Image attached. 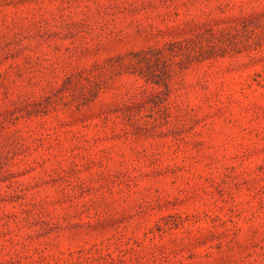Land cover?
<instances>
[{"label": "rangeland", "instance_id": "374dc122", "mask_svg": "<svg viewBox=\"0 0 264 264\" xmlns=\"http://www.w3.org/2000/svg\"><path fill=\"white\" fill-rule=\"evenodd\" d=\"M0 264H264V0H0Z\"/></svg>", "mask_w": 264, "mask_h": 264}]
</instances>
